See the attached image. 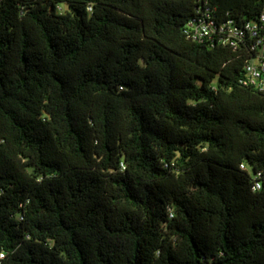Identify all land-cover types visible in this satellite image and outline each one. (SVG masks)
<instances>
[{
    "label": "trees",
    "instance_id": "trees-1",
    "mask_svg": "<svg viewBox=\"0 0 264 264\" xmlns=\"http://www.w3.org/2000/svg\"><path fill=\"white\" fill-rule=\"evenodd\" d=\"M263 7L0 0V264H264Z\"/></svg>",
    "mask_w": 264,
    "mask_h": 264
},
{
    "label": "built area",
    "instance_id": "built-area-1",
    "mask_svg": "<svg viewBox=\"0 0 264 264\" xmlns=\"http://www.w3.org/2000/svg\"><path fill=\"white\" fill-rule=\"evenodd\" d=\"M186 32L188 37L196 41L211 40L216 36L223 43L233 47L240 46L249 32L253 39L250 45L253 55L245 60V72L240 81L243 85L264 91V7L259 22L243 23H236L233 19L219 21L208 9L200 17L189 22ZM254 187L260 188L261 183L257 181Z\"/></svg>",
    "mask_w": 264,
    "mask_h": 264
}]
</instances>
